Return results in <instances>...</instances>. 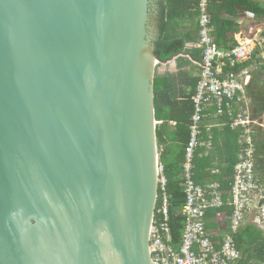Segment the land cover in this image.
Here are the masks:
<instances>
[{"label": "water", "instance_id": "water-1", "mask_svg": "<svg viewBox=\"0 0 264 264\" xmlns=\"http://www.w3.org/2000/svg\"><path fill=\"white\" fill-rule=\"evenodd\" d=\"M153 0H0V264H158Z\"/></svg>", "mask_w": 264, "mask_h": 264}, {"label": "built area", "instance_id": "built-area-1", "mask_svg": "<svg viewBox=\"0 0 264 264\" xmlns=\"http://www.w3.org/2000/svg\"><path fill=\"white\" fill-rule=\"evenodd\" d=\"M209 5L210 0H199L197 6L198 45L202 54L199 80L192 96L194 112L189 124L190 139L182 164L186 196L182 243L178 249L173 245L171 196L167 190L165 168L160 161L157 198V204L159 200L160 204L156 205L150 233L151 255L158 264H237L242 257L235 240L238 230L249 222L264 230V182L257 157V134L264 128V122L253 112L248 94L254 73L264 75V45L258 49L259 34L253 40L254 46L253 38L248 36L230 48L219 46L214 37ZM262 24L264 27V22ZM221 65L228 70L220 71ZM226 126L237 131L239 143L230 191H225L217 181L202 184L195 179L196 155H208L214 149V128ZM226 193L231 197L227 203L224 201ZM225 205L232 209L223 210ZM212 211L218 220L228 224L225 235L218 240L213 239L207 228L208 214Z\"/></svg>", "mask_w": 264, "mask_h": 264}, {"label": "trees", "instance_id": "trees-1", "mask_svg": "<svg viewBox=\"0 0 264 264\" xmlns=\"http://www.w3.org/2000/svg\"><path fill=\"white\" fill-rule=\"evenodd\" d=\"M236 1V0H234ZM239 1V0H237ZM250 1V0H249ZM199 0H160L159 1V15H158V29L159 36L155 41V53L162 61H166L174 57L175 55L185 51V44L188 40L193 39L187 35H174L166 32L168 22L188 16H196L198 10L195 9V5ZM232 3L233 0H223L224 4ZM242 9H248L256 13L257 17H264V7L259 6L258 3L246 2L241 0ZM239 3V4H240ZM235 4L237 5L238 2ZM212 7V0H210V8ZM216 12V11H215ZM213 23V21H212ZM216 42L221 46V43L225 40L233 37V35L226 36L214 34ZM237 44V42H236ZM235 44V45H236ZM201 60V59H200ZM172 80L163 78L155 83V116L157 120H163V127L157 128V136L159 142L164 144L167 142L168 147L163 151L160 156L161 163L165 168V175L167 177V190L171 196L170 198V226L173 235V245L175 248H179L182 243V232L185 226V218L183 216V208L186 201L184 192V182L182 180V164L185 159V148L190 139L189 124L194 112V103L192 97L183 101L184 106H178L173 112L172 107L175 103L168 99L167 89H170ZM248 94L251 97L253 112L259 116L264 113V81L260 78L259 73H254V79L251 85L248 87ZM165 95L168 99V106L165 109V113H162L158 105V96ZM170 121H176L177 125L174 129H166ZM169 127V126H168ZM170 130V131H169ZM261 131V130H260ZM258 132L257 134V147H258V161L264 162V133ZM238 135V134H237ZM215 137V130L213 131ZM261 136V140L259 139ZM259 155L263 157L260 159ZM237 160L229 161V165L225 169L228 175V181L224 184L225 189L230 188V181L232 180V174L234 165ZM262 162V163H263ZM212 168L211 160L208 156L196 155L195 158V179L198 183H203L208 174L205 171L207 168ZM222 172L216 178L211 180L221 179L224 176ZM228 199V195L226 196ZM160 204V200L158 204ZM208 228V226H207ZM235 240L239 249L243 252V258L238 264H251V260H259L264 264V232L254 227V225L247 224L240 228L235 234Z\"/></svg>", "mask_w": 264, "mask_h": 264}, {"label": "crops", "instance_id": "crops-1", "mask_svg": "<svg viewBox=\"0 0 264 264\" xmlns=\"http://www.w3.org/2000/svg\"><path fill=\"white\" fill-rule=\"evenodd\" d=\"M159 1L160 0H153L154 20L156 26L154 42L157 40L159 36V29L157 26L158 25L157 18L159 15ZM240 1L241 0L239 1L233 0L232 3L228 2L227 4H224L223 0H212V7L210 8L209 5V13L211 16V20L213 21L212 24L214 26V34L216 33L217 36L223 35L226 37L233 35V37L230 38L227 37L229 39L221 43L222 48H230L234 46L236 42L238 43L241 40V37H243L246 31H250L255 24L259 22L262 23L263 18L257 17L256 13H254L251 10L242 9V4L240 3ZM245 1L254 3V0H250V1L245 0ZM235 2L236 3L238 2V4L236 5ZM257 2L258 5L261 6L258 0ZM197 6L198 3L195 5V9L198 10ZM198 31H199L198 14H196V16L187 15L186 17L173 19L168 22L166 32L174 35L189 34L188 36L190 37L192 36L195 38V40L190 39L186 42L184 52L175 55L169 60L158 62L155 67L154 88H155V83L158 84V82L163 78H168L172 80L171 88L167 89L168 99H170L174 103L175 102H177L178 104L181 103L180 105L175 103L174 107L171 108V110L173 109V112L177 108L176 107L177 105L184 106L182 102L192 97L193 94L195 93V89L199 80V73H200L199 61L201 59V54H202V50L198 45V39H199ZM219 70L226 72L228 70V67H224L221 65L219 66ZM258 73L260 78L264 81L263 73L261 72ZM168 99L166 98L165 95L158 96V105L162 113H165V109L169 107ZM156 122L158 129L163 127V123H164L163 120L156 119ZM175 122L176 121H170L168 124L169 127L167 126L166 129L169 128L174 129L175 126L177 125V122L176 124H174ZM214 130H215L214 149L210 151L208 155H206V153L204 155H200V156H208L211 160V165H212V168L209 167L205 170L208 172V174L203 183L217 181L220 183L221 187L225 191H230V188L232 187V183H233L234 169H233L232 180L230 181L229 189L224 188L225 187L224 184L227 183L229 178L225 172V169L229 165V161L238 159V154H239V143H238V135H237L238 133L236 130H232L227 126L225 128L215 127ZM168 145L169 144H167V142H165L164 144L160 143L158 139V146L160 148L161 154L166 149V147H168ZM262 157H263L262 155H259L260 159ZM262 162L263 161H259L260 163L259 173L262 181L264 182V169H262L264 162L263 163ZM221 172L222 174L225 173V175L222 176L221 179L211 180L212 178L218 177V175ZM227 195H228V199H226ZM230 198L231 197L229 193H226L224 195V201L226 203L230 200ZM230 209L232 208L229 205H225L223 207V210H230ZM247 224L254 225L251 222L246 223L245 225ZM207 226L213 239H217V240L221 239L225 235L226 230L228 228V224L224 220L222 219L218 220L215 211H212L208 214ZM254 227L259 229V227L255 225ZM261 231L264 232V230ZM242 258H243V252L241 259ZM251 264H262V262L260 263L259 260L257 261L251 260Z\"/></svg>", "mask_w": 264, "mask_h": 264}, {"label": "rangeland", "instance_id": "rangeland-1", "mask_svg": "<svg viewBox=\"0 0 264 264\" xmlns=\"http://www.w3.org/2000/svg\"><path fill=\"white\" fill-rule=\"evenodd\" d=\"M260 2V5L264 7V0H258ZM254 2L258 3L257 0H254ZM262 23L264 22V17H262ZM153 19H154V10H153ZM262 23H257L254 25L253 28H251L250 31H246L245 34L243 35V37L246 35L252 39V46H254V39H257L258 35L260 34V36L258 37V40L260 42L259 44V48L258 49H262L263 45H264V34H262V31L264 30L263 24ZM245 36V37H246ZM243 37H241V40L243 39ZM258 118L261 119L262 122H264V114H262L261 116H259V114L256 115ZM262 133H264V128L260 131ZM261 136H259L258 140H261Z\"/></svg>", "mask_w": 264, "mask_h": 264}, {"label": "clouds", "instance_id": "clouds-1", "mask_svg": "<svg viewBox=\"0 0 264 264\" xmlns=\"http://www.w3.org/2000/svg\"><path fill=\"white\" fill-rule=\"evenodd\" d=\"M156 125H157V123H156ZM258 157V156H257ZM258 163H259V161H258ZM260 164V163H259ZM263 166H264V164H263ZM263 166H262V168H263Z\"/></svg>", "mask_w": 264, "mask_h": 264}, {"label": "bare ground", "instance_id": "bare-ground-1", "mask_svg": "<svg viewBox=\"0 0 264 264\" xmlns=\"http://www.w3.org/2000/svg\"><path fill=\"white\" fill-rule=\"evenodd\" d=\"M156 110V109H155Z\"/></svg>", "mask_w": 264, "mask_h": 264}]
</instances>
